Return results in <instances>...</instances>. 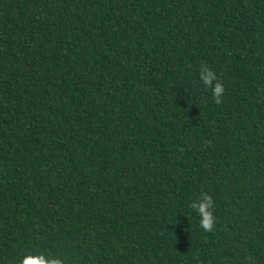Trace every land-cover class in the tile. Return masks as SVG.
I'll use <instances>...</instances> for the list:
<instances>
[{
  "label": "trees",
  "instance_id": "1",
  "mask_svg": "<svg viewBox=\"0 0 264 264\" xmlns=\"http://www.w3.org/2000/svg\"><path fill=\"white\" fill-rule=\"evenodd\" d=\"M41 254L264 264V0H0V264Z\"/></svg>",
  "mask_w": 264,
  "mask_h": 264
},
{
  "label": "clouds",
  "instance_id": "2",
  "mask_svg": "<svg viewBox=\"0 0 264 264\" xmlns=\"http://www.w3.org/2000/svg\"><path fill=\"white\" fill-rule=\"evenodd\" d=\"M206 73V75H205ZM200 79L203 81L206 88H210L213 97L217 104L222 103L221 95L224 93V87L219 82L215 72H213L208 65H202L200 70ZM216 82L215 84L213 82ZM202 201L199 204H192L193 208L197 209L201 219L200 227L205 232H211L216 223V217L213 214L212 208L214 201L208 193H202ZM249 264H252V258L248 257ZM20 264H63L58 258L46 259L43 254L41 255H26L20 260Z\"/></svg>",
  "mask_w": 264,
  "mask_h": 264
}]
</instances>
